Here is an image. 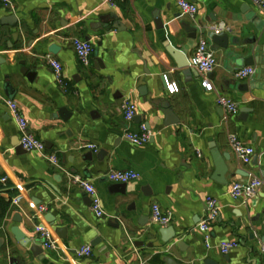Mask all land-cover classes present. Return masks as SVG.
<instances>
[{
  "label": "crops",
  "instance_id": "crops-1",
  "mask_svg": "<svg viewBox=\"0 0 264 264\" xmlns=\"http://www.w3.org/2000/svg\"><path fill=\"white\" fill-rule=\"evenodd\" d=\"M10 1L11 8L0 3V177L7 178L0 184V264H264V13L251 0H187L197 6L194 17L180 12L178 0ZM185 26L197 29L195 40ZM216 31L231 41L226 50H211L217 66L204 75L190 59L201 40L211 49ZM75 38L93 46L88 66L74 53ZM47 56L61 64L64 88ZM243 68L253 74L236 79ZM162 76L177 93L167 92ZM220 96L236 105L234 115L216 104ZM125 99L136 106L131 123L121 110ZM6 102L18 106L28 133L57 156L58 167L42 154L17 151L20 133ZM165 106L176 124L165 126ZM141 127L151 134L148 143L123 138ZM231 134L253 148L249 164L233 154ZM213 150L230 156L226 185L213 179ZM125 170L139 179L123 195L110 192L115 184L107 173ZM73 176L95 187L103 218L91 212ZM253 178L263 183L256 196H229L232 184ZM208 198L219 212L206 239L199 224ZM155 204L172 216L169 226L152 223ZM38 226L50 232L56 250L44 248ZM161 229H173L175 238L165 244ZM34 242L38 256L29 250ZM224 242L238 246L223 255ZM86 246L91 256H77Z\"/></svg>",
  "mask_w": 264,
  "mask_h": 264
},
{
  "label": "built area",
  "instance_id": "built-area-1",
  "mask_svg": "<svg viewBox=\"0 0 264 264\" xmlns=\"http://www.w3.org/2000/svg\"><path fill=\"white\" fill-rule=\"evenodd\" d=\"M117 2H124V0H115ZM252 3L258 7L264 13V0H251ZM0 3L5 8H11L12 4L10 0H0ZM177 7L182 14L194 17L197 14V6L187 0H178ZM216 34L220 33L219 31L215 32ZM72 47L74 53L83 66H88L90 58L93 54V46L89 41L82 39H72ZM46 62L52 69L53 75L57 84L64 88L65 84L62 80V66L55 60L52 56L46 57ZM190 66L197 70L199 73L207 75L213 72L217 66V60L214 53L211 51L210 46L206 40H201L197 48L190 59ZM253 74V69L243 68L235 72L234 76L236 79L244 80L249 78ZM166 83V90L169 94H175L178 92V86L175 83ZM10 113L15 120L19 133V146L26 152H36L42 154L44 158L53 166H59V160L54 154L47 155L45 154V146L43 142L36 139L33 135L28 133V126L26 120L21 115L18 106L13 102H6ZM216 104L219 107L224 108V110L230 114L234 115L237 112L236 105L227 97L220 96L216 99ZM121 110L123 118L126 123H131L135 114L136 106L132 103L131 100L125 99L121 105ZM123 138L129 143L141 146L149 142L151 134L144 128L141 127L139 132H132L127 130ZM228 144L235 155V157L242 164H249L255 152L252 147L243 143L236 135L231 134L228 136ZM87 150L96 151L94 145L84 146ZM106 179L113 184H128L130 182L136 181L139 179V175L131 170L125 171H110L106 175ZM7 178L2 176L0 177V184H6ZM72 183L77 186L81 191L89 198L90 200V210L95 215L96 218L101 219L104 217V211L101 205L100 198L95 187L86 179L81 176H73ZM263 183L261 179L253 178L247 183H234L230 186L228 194L233 200H248L257 195ZM206 213L204 220L199 224V230L203 232L208 239V232L210 224L216 219L219 207L217 201L208 198L206 200ZM44 208L39 209V213H43ZM151 221L155 225L161 227L169 226L172 222V216L170 214H164L158 205H153L151 208ZM38 234H40L41 239L44 241L43 246L47 250H56L57 242L54 241L51 237V234L44 227L38 226L36 228ZM238 246L237 242H224L221 243L219 248L223 255H227L230 251L235 249ZM92 254V249L89 246L83 247L78 250L77 256L83 258H89Z\"/></svg>",
  "mask_w": 264,
  "mask_h": 264
},
{
  "label": "water",
  "instance_id": "water-1",
  "mask_svg": "<svg viewBox=\"0 0 264 264\" xmlns=\"http://www.w3.org/2000/svg\"><path fill=\"white\" fill-rule=\"evenodd\" d=\"M111 18L114 20L113 28L118 29V27H119L118 18L116 16H113V15H111ZM156 19H157V27L158 28H162L163 27L162 21L158 18V16L156 17ZM116 24L118 26H116ZM183 28L185 29V31L187 33H189V38L190 39H192V40L196 39V36H197V29L196 28H191L190 26H185ZM210 38H211V42H212V47H211L212 51H217L219 48L224 49V50L228 49L229 42L231 41L229 39L228 35L224 34V33H222V34L218 33V34H215V35L211 34ZM251 63L252 62L250 60H248V59L243 61L244 66H250ZM160 80H161L162 83H164L165 76H162L160 78ZM5 88H6V90L10 89L9 85H6ZM164 108H165V110H164L163 114L165 116V122H164L165 126L176 124L177 120H176V122L173 119L171 120L172 112H171L170 108L167 107V106H165ZM63 112H64L63 110L60 111V113H59L60 117L64 121H67V117L65 118L64 116H62ZM20 150H22V148L18 145L17 151L19 152ZM102 155H105V152L102 153L100 156H102ZM87 157H88V160H89V155L84 156L85 159ZM212 157H213V161H214L215 168H216L215 175H214L213 179L219 184L226 185L227 184V180L225 179V176L227 174L228 168H227V166L225 164V161H229L230 160V156H228V155L221 156V155H219V152L217 150H213ZM125 186L126 185H124V184H115V185H113L111 187L110 192L119 193V194L123 195L125 193ZM46 219H47V221L49 223H53L54 222L53 218L50 217V216H47ZM56 231H57L58 234H61V235H64V233H65L64 229H57ZM158 232L161 235L162 240H163V242L165 244H167L168 242L173 240L175 238V236H176V234L173 231V229H161ZM12 234H13V236H14L16 241L22 242L23 246H25V247L29 246L30 240L26 239L17 230H12ZM165 235H166V238H163V236H165ZM41 242H42V244L44 243L43 240ZM1 244H2V242L0 241V246H1ZM29 250L32 252V254L34 256H38V255H40L42 253V249L40 248V246L36 242L32 243V245L30 246ZM166 262H168V261L166 260Z\"/></svg>",
  "mask_w": 264,
  "mask_h": 264
}]
</instances>
